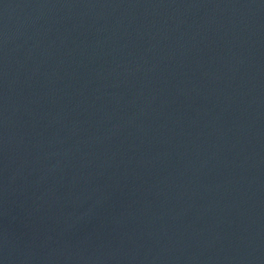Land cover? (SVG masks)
<instances>
[{
	"label": "water",
	"instance_id": "obj_1",
	"mask_svg": "<svg viewBox=\"0 0 264 264\" xmlns=\"http://www.w3.org/2000/svg\"><path fill=\"white\" fill-rule=\"evenodd\" d=\"M0 264H264V0H0Z\"/></svg>",
	"mask_w": 264,
	"mask_h": 264
}]
</instances>
